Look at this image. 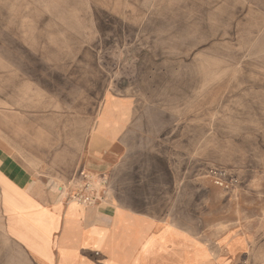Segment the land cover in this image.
Returning a JSON list of instances; mask_svg holds the SVG:
<instances>
[{"label":"rangeland","instance_id":"1","mask_svg":"<svg viewBox=\"0 0 264 264\" xmlns=\"http://www.w3.org/2000/svg\"><path fill=\"white\" fill-rule=\"evenodd\" d=\"M112 98L205 217L264 223V0H0V144L59 172ZM3 245L24 262L0 220Z\"/></svg>","mask_w":264,"mask_h":264},{"label":"crops","instance_id":"2","mask_svg":"<svg viewBox=\"0 0 264 264\" xmlns=\"http://www.w3.org/2000/svg\"><path fill=\"white\" fill-rule=\"evenodd\" d=\"M106 99L92 134L59 172L38 173L0 144L2 232L24 259L3 245L2 264H264V223L252 230L235 217H205L200 184L147 155L129 103L112 98L125 107L107 110ZM86 172L108 177L91 206L65 197L64 187Z\"/></svg>","mask_w":264,"mask_h":264},{"label":"built area","instance_id":"3","mask_svg":"<svg viewBox=\"0 0 264 264\" xmlns=\"http://www.w3.org/2000/svg\"><path fill=\"white\" fill-rule=\"evenodd\" d=\"M207 173L214 184L221 187L228 188L235 182V178L229 176L223 168L210 167ZM107 184L108 177L105 173L86 172L82 180L73 181L64 187L65 197L69 201L91 206L102 199Z\"/></svg>","mask_w":264,"mask_h":264}]
</instances>
